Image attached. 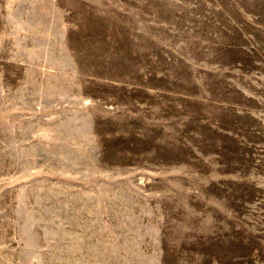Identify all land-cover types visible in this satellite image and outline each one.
<instances>
[{
    "label": "rangeland",
    "instance_id": "rangeland-1",
    "mask_svg": "<svg viewBox=\"0 0 264 264\" xmlns=\"http://www.w3.org/2000/svg\"><path fill=\"white\" fill-rule=\"evenodd\" d=\"M0 264H264V0H0Z\"/></svg>",
    "mask_w": 264,
    "mask_h": 264
}]
</instances>
